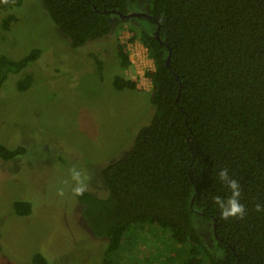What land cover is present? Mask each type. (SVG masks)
I'll list each match as a JSON object with an SVG mask.
<instances>
[{
    "label": "trees",
    "instance_id": "1",
    "mask_svg": "<svg viewBox=\"0 0 264 264\" xmlns=\"http://www.w3.org/2000/svg\"><path fill=\"white\" fill-rule=\"evenodd\" d=\"M41 2L72 48L114 31L116 12L138 13L132 12L138 0ZM144 6L150 16L132 17L143 25L130 27L128 41L142 43L152 60L143 75L154 112L130 148L98 169L107 195L89 190L76 197L90 233L104 240L99 264H123L121 249L143 244L155 231L154 242L164 238L158 264H264V212L254 210L264 205V0H146ZM12 20L6 15L2 28ZM39 52L0 56V83L6 71L21 70ZM115 54L121 68L131 65L127 41L116 39ZM31 82L26 72L16 88ZM112 85L137 89L135 80L118 74ZM23 152L21 145L0 143L4 161ZM222 168L241 185L243 219H222L213 202L230 195L217 176ZM12 206L18 215L31 211L27 200ZM196 220L209 222L214 249ZM31 262L47 264L39 251Z\"/></svg>",
    "mask_w": 264,
    "mask_h": 264
},
{
    "label": "rangeland",
    "instance_id": "2",
    "mask_svg": "<svg viewBox=\"0 0 264 264\" xmlns=\"http://www.w3.org/2000/svg\"><path fill=\"white\" fill-rule=\"evenodd\" d=\"M137 3L132 12L145 11L146 0ZM8 14L14 20L4 29L1 21ZM132 17L112 16L114 31L72 48L41 0H1L0 56L17 59L32 48L40 52L21 70L6 71L0 83V143L24 147L22 154L0 158V264H33L36 251L47 264H99L104 240L94 237L81 217L69 169L75 165L90 175V191L105 195L98 169L130 148L154 112L141 63L132 56L135 63L123 69L115 54L116 39L128 42L130 27L143 25ZM26 72L32 82L18 90ZM116 74L135 80L137 89L116 90ZM61 187L63 197L57 195ZM19 199L31 203L29 214L13 210L12 202ZM196 227L214 249L209 222L196 220ZM151 233L143 244L121 249L123 264H158L164 238L154 242Z\"/></svg>",
    "mask_w": 264,
    "mask_h": 264
},
{
    "label": "clouds",
    "instance_id": "3",
    "mask_svg": "<svg viewBox=\"0 0 264 264\" xmlns=\"http://www.w3.org/2000/svg\"><path fill=\"white\" fill-rule=\"evenodd\" d=\"M6 3L7 0H4ZM70 177L72 181L71 194L74 197H81L90 190V181L92 177L85 174L82 170L73 165L70 169ZM219 180L228 188L230 195L225 199L220 196H214L213 202L220 209L221 218L228 219H243L247 210L245 205L241 203V185L239 182L229 175L227 168H222L218 171ZM65 184L68 182L65 181ZM57 195L63 197L65 190L63 187L57 189ZM107 195V193L105 194ZM254 210L257 213L264 212V205L257 203Z\"/></svg>",
    "mask_w": 264,
    "mask_h": 264
},
{
    "label": "built area",
    "instance_id": "4",
    "mask_svg": "<svg viewBox=\"0 0 264 264\" xmlns=\"http://www.w3.org/2000/svg\"><path fill=\"white\" fill-rule=\"evenodd\" d=\"M128 57L132 63H135L132 59V56H135L137 63L142 66L143 73L146 69H150L149 66L153 65L152 60L147 55L146 47L140 43L138 40L128 41L127 42ZM149 82V81H148Z\"/></svg>",
    "mask_w": 264,
    "mask_h": 264
},
{
    "label": "water",
    "instance_id": "5",
    "mask_svg": "<svg viewBox=\"0 0 264 264\" xmlns=\"http://www.w3.org/2000/svg\"><path fill=\"white\" fill-rule=\"evenodd\" d=\"M114 12H116V11H114ZM116 13L122 18H129V17L135 16V15L144 16V17H149L150 16L147 12H138V13H129V14H122L120 12H116ZM155 37L157 39H159L158 34H157V29L155 30ZM168 58H169V55L166 57V64H168Z\"/></svg>",
    "mask_w": 264,
    "mask_h": 264
}]
</instances>
